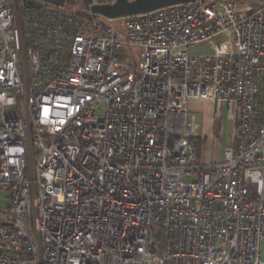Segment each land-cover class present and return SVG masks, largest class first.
<instances>
[{"label":"built area","instance_id":"2783aa9c","mask_svg":"<svg viewBox=\"0 0 264 264\" xmlns=\"http://www.w3.org/2000/svg\"><path fill=\"white\" fill-rule=\"evenodd\" d=\"M24 1L0 0V264H262L264 0ZM204 100L232 130L209 164Z\"/></svg>","mask_w":264,"mask_h":264},{"label":"rangeland","instance_id":"374dc122","mask_svg":"<svg viewBox=\"0 0 264 264\" xmlns=\"http://www.w3.org/2000/svg\"><path fill=\"white\" fill-rule=\"evenodd\" d=\"M17 6V4H16ZM73 11H83L84 6L83 4H78L72 9ZM111 26H117L118 23L115 21H112L109 23ZM125 52L127 54V59L129 60V63L132 65L137 64V58L135 56V49L134 48H126ZM191 52L194 54H207L211 52V46L207 44H202L196 47H193L191 49ZM5 114L8 116H14L18 115L21 116L23 115V110L18 108V109H12V108H6L4 110ZM196 121L198 123H202L201 117H197ZM215 122L217 124V127L215 128V133H214V139L209 140L208 138L200 137L201 143L203 145V153L204 156L208 157V161L213 162V161H218L222 157L223 150L225 147H228L230 145L231 141V124L227 120L226 115L224 114L223 117H220L219 119H215ZM201 135V133H200ZM202 136V135H201ZM194 177H186L187 181H193ZM2 194H0L2 197H7L9 195V191H1ZM8 205V201H0V207H6ZM261 261L262 264H264V243L262 246V253H261Z\"/></svg>","mask_w":264,"mask_h":264},{"label":"water","instance_id":"95a60500","mask_svg":"<svg viewBox=\"0 0 264 264\" xmlns=\"http://www.w3.org/2000/svg\"><path fill=\"white\" fill-rule=\"evenodd\" d=\"M54 6L63 7L64 0H42ZM194 0H114L110 4H94L90 12L108 19H115L125 16L146 13L165 6L193 2ZM24 5L30 8H40L42 4L28 0Z\"/></svg>","mask_w":264,"mask_h":264},{"label":"crops","instance_id":"0c3cea01","mask_svg":"<svg viewBox=\"0 0 264 264\" xmlns=\"http://www.w3.org/2000/svg\"><path fill=\"white\" fill-rule=\"evenodd\" d=\"M188 109L190 112L195 116V121L197 117H201L202 123H196L199 125V133H201V137L208 138L212 141L214 139V133L215 128L217 127V124L215 122V118L213 117L212 113V105L209 101H193L188 104ZM199 158L201 163L203 164H209L217 161L210 162L208 161V157L204 156L203 153V145H200V151H199ZM222 157L220 158V160ZM219 161V160H218Z\"/></svg>","mask_w":264,"mask_h":264},{"label":"trees","instance_id":"16d2710c","mask_svg":"<svg viewBox=\"0 0 264 264\" xmlns=\"http://www.w3.org/2000/svg\"><path fill=\"white\" fill-rule=\"evenodd\" d=\"M65 4H64V9L65 11H67L70 14H73L75 16H85V12L87 11V4L85 1H91V0H64ZM100 4H110L112 3L114 0H98ZM233 1H237V2H249V3H259L263 0H233ZM78 4H83L84 6V10L83 11H73V7H75Z\"/></svg>","mask_w":264,"mask_h":264}]
</instances>
